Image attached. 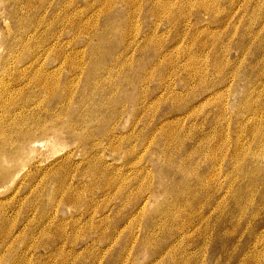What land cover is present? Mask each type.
Here are the masks:
<instances>
[{
	"label": "rangeland",
	"instance_id": "374dc122",
	"mask_svg": "<svg viewBox=\"0 0 264 264\" xmlns=\"http://www.w3.org/2000/svg\"><path fill=\"white\" fill-rule=\"evenodd\" d=\"M20 15L38 30L16 62L0 40V93L29 54L53 86L16 82L23 128L40 125L1 167L0 264H264V118L246 104L264 85V0H35Z\"/></svg>",
	"mask_w": 264,
	"mask_h": 264
},
{
	"label": "bare ground",
	"instance_id": "6f19581e",
	"mask_svg": "<svg viewBox=\"0 0 264 264\" xmlns=\"http://www.w3.org/2000/svg\"><path fill=\"white\" fill-rule=\"evenodd\" d=\"M37 1V0H36ZM2 4L4 6V18H5V26L6 27V32H2L1 28H0V40H1V46H5V42L6 40L11 42V44H14L15 46L10 45V48H6V50L8 49L9 52L11 53V61L16 62V60H21V58L23 57L22 52H27L28 50L22 51L20 53H17L15 51V49H19L24 50L27 47L28 42L34 36V33L38 30V28H32V26H28L26 23L24 24L22 22V17L20 15V13H26L27 8H33L35 6V0H2ZM140 5V4H139ZM182 6V5H181ZM178 7V6H176ZM216 7V6H214ZM213 7V8H214ZM179 8V7H178ZM165 9V8H164ZM173 9V8H172ZM167 10V9H166ZM135 11V10H133ZM180 11V10H179ZM178 11V12H179ZM182 11V10H181ZM173 12V11H172ZM213 12V11H212ZM175 16V15H174ZM183 16V15H181ZM26 17V16H25ZM10 21V23H8L7 21ZM24 20V19H23ZM174 21V20H173ZM81 23V22H80ZM8 34V35H7ZM10 38V40H9ZM217 38V37H216ZM55 42V41H54ZM246 44V43H245ZM59 46V45H58ZM246 47V46H245ZM2 48V47H0ZM48 48V47H47ZM244 48V47H243ZM251 51V49H250ZM45 52V51H44ZM75 52V51H74ZM247 52V51H246ZM72 53V52H71ZM249 53V52H248ZM44 54V53H43ZM242 54V53H241ZM41 55V54H40ZM244 55V54H243ZM29 57H31V61L30 63L27 65V62L24 63L22 66L23 67H19L18 70V75L14 78L10 77L9 79V84H7V87L5 90V92L0 93V110L3 111V115L0 116V172L2 171L1 167L3 162H10L13 164H16L18 162V160H20L19 158V150H20V143L21 145L25 146L29 140L34 137L33 132L35 131V129L38 127V125H40L38 120H35L39 117H35L33 115V117H31V123H30V127L29 128H23L24 126V122L27 116H23L24 113L28 112V108H31V106H26V105H22L20 104L19 100H17V97L19 96V93L22 92V90L20 89L21 86L19 84H16L17 80H21V77L26 75V74H30V77H28L29 79L32 78V80L35 81L36 87H39V91L42 92H46L49 91L50 89H52V84H51V80L49 81L50 77L45 74L42 73L41 75H39L38 71L41 67L40 65H38V57L37 55H30ZM41 57V56H39ZM42 58V57H41ZM8 65L6 68H4V72H10V66H14V64L7 58H4ZM2 60V59H1ZM0 60V61H1ZM4 60V61H5ZM40 60V58H39ZM42 61V59H41ZM45 64V62H44ZM214 64V63H213ZM218 65V64H217ZM34 66H39L38 68H34ZM228 66V65H227ZM213 67V66H212ZM59 68V67H57ZM215 68V67H214ZM51 69V68H50ZM61 71V70H59ZM222 71V69L220 70ZM62 72V71H61ZM210 72V71H209ZM236 72V71H235ZM36 73V74H34ZM235 74V73H234ZM10 76H12L10 74ZM34 76V77H33ZM38 76V77H37ZM221 76V75H220ZM240 76V75H239ZM36 77V78H35ZM219 77V76H218ZM26 77H24L23 79H25ZM224 78V77H223ZM226 78V77H225ZM36 79V80H35ZM202 79V78H200ZM222 79V78H221ZM235 79V78H234ZM238 79V77H237ZM224 80V79H223ZM236 80V79H235ZM50 83H49V82ZM201 81V80H199ZM238 81V80H237ZM232 82V81H231ZM235 83V82H234ZM237 83V82H236ZM235 83V84H236ZM1 84V82H0ZM28 84V83H27ZM233 84V83H232ZM56 85V82H55ZM54 85V86H55ZM234 85V84H233ZM226 86V85H225ZM251 89L248 90V98L246 100V104L250 105L251 107H257V109H252L254 111V113L251 115L252 117H250V121L256 120L259 121L260 118H264V85L259 83H253L251 85ZM222 88V87H221ZM218 89V88H217ZM231 89V88H230ZM233 90V89H232ZM219 91V90H218ZM234 91V90H233ZM214 92V91H213ZM210 94V93H209ZM221 94V93H220ZM213 95V94H212ZM247 96V95H246ZM229 98V97H228ZM256 98V100H254ZM218 99V98H217ZM227 99V98H226ZM232 99V98H231ZM230 100V99H228ZM232 101V100H231ZM230 101V102H231ZM245 102V101H244ZM221 103V102H220ZM224 103V102H223ZM232 104V103H230ZM245 104V105H246ZM36 105V104H35ZM39 105V104H38ZM228 105V104H227ZM231 106V105H230ZM28 107V108H27ZM219 108V106H218ZM227 108V107H226ZM32 109V108H31ZM228 109V108H227ZM221 111V110H220ZM4 112H6L4 114ZM225 113V112H224ZM221 114V113H219ZM230 114V113H229ZM228 116V115H227ZM226 116V117H227ZM230 116V115H229ZM223 117V116H222ZM247 117V116H246ZM245 117V118H246ZM24 118V120H23ZM225 118V117H224ZM230 118V117H229ZM240 118V117H239ZM220 118L218 117V120ZM245 120V119H244ZM243 120V121H244ZM225 121V120H224ZM227 122V121H226ZM238 122V121H237ZM264 122V121H263ZM217 123V122H216ZM215 124V123H214ZM229 124V123H228ZM222 124H219V126ZM264 125V124H263ZM262 125V126H263ZM183 126V125H182ZM217 126V125H216ZM26 127V126H25ZM223 127V126H222ZM218 128V127H217ZM235 128V125H234ZM264 128V126H263ZM220 129V128H219ZM183 130V129H182ZM221 130V129H220ZM218 131V130H216ZM24 133H27L24 137ZM179 133V132H178ZM183 133V132H182ZM211 133V132H210ZM221 134V133H220ZM244 134V133H243ZM259 134V133H257ZM207 135V134H206ZM177 136V135H176ZM245 136V135H244ZM220 137V135H219ZM240 137V136H239ZM262 140L261 141V145H264V135L261 136ZM231 138V137H229ZM237 138V137H236ZM234 138V139H236ZM200 139V137H199ZM215 139V138H214ZM222 139V138H221ZM228 139V138H227ZM240 139V138H239ZM237 139V140H239ZM244 139V138H243ZM197 140V138H196ZM209 140V139H208ZM235 140V141H237ZM250 140V139H249ZM229 141V139H228ZM231 141V140H230ZM197 142V141H196ZM211 142V141H210ZM213 142V141H212ZM198 143V142H197ZM181 144V142H180ZM202 144V143H201ZM211 144V143H210ZM214 144V143H213ZM238 145V154L242 155L243 154V150H244V146L246 145L245 143H243L241 141L236 143ZM216 145V144H215ZM16 146V148L14 149V147ZM249 146V145H248ZM222 147V146H220ZM246 147V146H245ZM22 148V147H21ZM228 149V148H227ZM251 149V147H250ZM203 150V149H202ZM214 150V148H213ZM219 150V149H218ZM230 150V149H229ZM258 150V149H257ZM261 150V149H259ZM228 151V150H227ZM191 152V151H190ZM250 152V151H249ZM259 152V151H258ZM189 153V152H187ZM203 153V152H202ZM222 153V152H221ZM260 153V152H259ZM198 154V153H197ZM207 154V153H206ZM210 154V153H209ZM214 154V153H213ZM212 154V155H213ZM218 154V153H217ZM257 154V153H256ZM264 154V153H263ZM188 155V157H187ZM262 155V153H261ZM196 154H194V152H191L190 154H182V159H181V170L187 174L190 173V171L192 170V168L190 166L187 165V161H193L196 158ZM214 156V155H213ZM200 157V156H199ZM206 157V155H205ZM216 157V155H215ZM263 157V156H262ZM180 158V157H179ZM201 158V157H200ZM214 158V157H212ZM205 159V158H203ZM201 160V159H200ZM207 160V158H206ZM219 161V160H218ZM220 162V161H219ZM218 163V162H217ZM199 164V163H198ZM205 164V163H204ZM264 164V162H263ZM217 165V164H216ZM16 166V165H14ZM199 166V165H198ZM213 166V165H212ZM221 166V164H220ZM234 167V166H233ZM209 168V167H208ZM207 168V170H209ZM221 169V168H220ZM7 170V169H6ZM5 172V171H3ZM16 172V170H15ZM196 172V171H194ZM211 172V171H208ZM214 172V171H213ZM197 173V172H196ZM195 173V174H196ZM17 175V174H16ZM188 175V174H187ZM186 175V176H187ZM208 175V174H207ZM189 176V175H188ZM223 176V175H222ZM220 176V177H222ZM17 177V176H16ZM193 177H195L194 173H193ZM197 177V176H196ZM211 178V177H210ZM16 179V178H15ZM209 179V178H208ZM205 180V179H204ZM223 181V180H222ZM7 180H4L3 184H6ZM199 190H206L208 188V186H211L213 182L211 180L206 181L205 183L203 181H199ZM234 182V181H233ZM216 183V182H215ZM13 184V183H12ZM217 185V184H216ZM234 185V184H233ZM220 186V185H219ZM190 187V186H189ZM229 187V186H228ZM233 187V186H232ZM231 187V188H232ZM198 189V188H197ZM185 191V192H184ZM192 191V189H191ZM190 191V192H191ZM221 191V189H220ZM226 191V190H225ZM230 191V190H229ZM188 190L185 189L182 191V193L187 194ZM189 192V193H190ZM231 192V191H230ZM192 193V192H191ZM196 193V192H195ZM219 193V192H218ZM223 193V192H222ZM221 193V195H222ZM228 194V193H227ZM230 194V193H229ZM194 195V194H193ZM254 195V194H253ZM250 197V196H249ZM247 199V198H246ZM224 202V200H223ZM178 204V202H177ZM186 204V203H185ZM244 205V204H243ZM187 207V206H186ZM163 224V223H162Z\"/></svg>",
	"mask_w": 264,
	"mask_h": 264
}]
</instances>
